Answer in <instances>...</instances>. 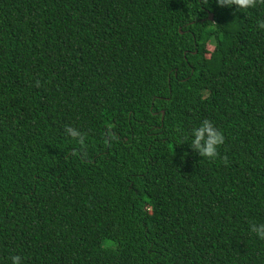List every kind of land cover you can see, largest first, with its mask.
<instances>
[{
    "label": "trees",
    "instance_id": "trees-1",
    "mask_svg": "<svg viewBox=\"0 0 264 264\" xmlns=\"http://www.w3.org/2000/svg\"><path fill=\"white\" fill-rule=\"evenodd\" d=\"M262 20L259 3L0 0V264H264ZM204 119L214 159L191 147Z\"/></svg>",
    "mask_w": 264,
    "mask_h": 264
},
{
    "label": "clouds",
    "instance_id": "clouds-1",
    "mask_svg": "<svg viewBox=\"0 0 264 264\" xmlns=\"http://www.w3.org/2000/svg\"><path fill=\"white\" fill-rule=\"evenodd\" d=\"M202 3L207 4L208 0H202ZM216 3L219 6L236 5L239 9H248L255 8L258 3L264 4V0H216ZM258 27L260 29H264V20L258 23ZM66 130L70 132L72 137H76L78 135L74 129L68 128V126H66ZM192 135L194 136V139L191 140V147L198 150L201 157L214 159L218 156L217 147L224 143V136L222 132L215 127L212 121L204 119L199 127L193 129ZM113 139H116V137ZM185 139H187V137H185L184 140ZM81 143L83 142L81 141ZM76 154L77 153L74 150L73 155ZM85 155H87V153H85ZM221 161L227 165L228 157H221ZM250 230L260 239L264 240V223H260L258 225L255 223L251 224ZM11 262L12 264H21V257L19 255H13L11 257Z\"/></svg>",
    "mask_w": 264,
    "mask_h": 264
},
{
    "label": "water",
    "instance_id": "water-1",
    "mask_svg": "<svg viewBox=\"0 0 264 264\" xmlns=\"http://www.w3.org/2000/svg\"><path fill=\"white\" fill-rule=\"evenodd\" d=\"M212 17H213V14L210 13L209 16H208V18H209V19H212Z\"/></svg>",
    "mask_w": 264,
    "mask_h": 264
},
{
    "label": "rangeland",
    "instance_id": "rangeland-1",
    "mask_svg": "<svg viewBox=\"0 0 264 264\" xmlns=\"http://www.w3.org/2000/svg\"><path fill=\"white\" fill-rule=\"evenodd\" d=\"M208 48L211 49V45H208Z\"/></svg>",
    "mask_w": 264,
    "mask_h": 264
}]
</instances>
